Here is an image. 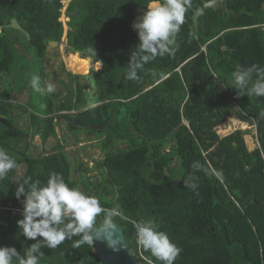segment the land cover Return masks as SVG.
Here are the masks:
<instances>
[{
  "label": "trees",
  "instance_id": "16d2710c",
  "mask_svg": "<svg viewBox=\"0 0 264 264\" xmlns=\"http://www.w3.org/2000/svg\"><path fill=\"white\" fill-rule=\"evenodd\" d=\"M204 1L208 0H189L171 51L145 63L137 70V79L129 80L128 63L139 44L131 25L152 0H72L68 11H79L78 15L66 13L71 19L67 51L101 63L99 71H92L96 97L84 102L80 93L73 92L70 101L59 106L45 91L35 97L31 94L28 111L15 112L11 93L22 89L19 83L7 82L15 42L22 38L43 67L49 43L62 42L64 4L63 0H0V81L4 86L0 148L18 165L0 180V247H14L22 257L36 242L23 237L17 226L23 218V197L16 198V185L31 178L43 186L49 174L56 172L69 187L123 214L124 219L118 215L114 224L121 227L128 247L142 264L161 262L136 243L134 224L140 220L154 221L181 249L174 264H264V122L257 120L261 147L254 151L248 150L243 138L242 132L249 128L239 130L237 124L227 122L224 138L216 129L233 110V119L247 123L237 118L241 107L264 113V105L258 104L264 95L250 88L252 80L260 79L258 74L247 71L245 87L237 85L233 76L238 69L244 70L242 59L257 67L264 65V31L260 28L264 0H229V14L204 9ZM194 10L200 12L198 29ZM13 19L29 37L10 27ZM234 27L244 29L225 32ZM94 48L96 56L90 51ZM72 79L77 82V75ZM225 84L229 90H222ZM87 105L90 108L75 116H53ZM22 113L28 114L27 130L19 125ZM58 117L96 126L83 127L91 135L105 133L101 147L105 157L96 163L102 180L92 179L91 170L78 158L80 177L72 178V166L61 145L55 147L60 151L50 155L29 153L28 129L32 137L39 135L46 143L57 134ZM81 128L68 123L71 132ZM126 140L131 143L129 148L111 150ZM196 162L201 165L199 170L193 167ZM22 165L26 172L16 180ZM189 177L195 189L186 186ZM101 222L98 217L97 225ZM78 239H66L48 257L46 247L42 248L39 264H101L94 244L73 246ZM18 259L12 264H18Z\"/></svg>",
  "mask_w": 264,
  "mask_h": 264
},
{
  "label": "clouds",
  "instance_id": "9594fccd",
  "mask_svg": "<svg viewBox=\"0 0 264 264\" xmlns=\"http://www.w3.org/2000/svg\"><path fill=\"white\" fill-rule=\"evenodd\" d=\"M188 6L189 0H152L149 3L140 22L133 25L134 31L138 34L139 44L130 57L127 79H137V70L145 63L171 51L170 46L175 43L176 34L184 23ZM202 50L205 51V47ZM90 51L96 56L95 48ZM247 71L251 72L245 69L244 65V70L238 69L233 73L237 85L247 86L249 77ZM38 80V77L35 78L32 85L37 91H42L37 86ZM54 91V86L49 84L47 92ZM251 91L257 95L264 94V90L256 88ZM260 102L263 104V101ZM258 141L257 128L253 141L256 146L253 150H248L254 151L261 147ZM17 167V162L6 150L0 148V180ZM193 167L199 170L201 165L196 162ZM185 184L187 187L196 188L195 183H190V177ZM15 196L18 200L23 197V218L17 221L20 233L27 240L36 242L25 250L22 257L14 247H0V264H12L14 258H19L18 264H39V258L44 255L42 248L54 249L66 239L77 236L80 239L73 242L74 247L93 245L101 239L110 248L116 249L120 246L121 241L114 226V219L118 215L124 219L123 214L118 209L103 207L97 197L87 195L77 187H69L62 174L50 173L43 186L40 181L25 179L16 185ZM98 217H102L99 225L96 223ZM134 227L138 246L149 251L161 264H174L181 249L171 241L166 232L160 231L152 220H140ZM106 232H110L111 236L102 235Z\"/></svg>",
  "mask_w": 264,
  "mask_h": 264
},
{
  "label": "rangeland",
  "instance_id": "374dc122",
  "mask_svg": "<svg viewBox=\"0 0 264 264\" xmlns=\"http://www.w3.org/2000/svg\"><path fill=\"white\" fill-rule=\"evenodd\" d=\"M71 1L72 0H63L64 8L62 9L60 20L62 21L64 26V35L62 38V42L58 44L57 47H50L49 43V48L47 49V53L43 59L44 67H42L41 61L36 56L35 51L24 44L22 38L18 42H15L16 47L14 60L11 66L10 78H8L9 80H7L8 84H12L13 86H17V84L15 83H19L22 89H20L21 91H13L11 93V103L15 107V112L26 110L28 111V108L30 106L27 105L28 101L30 100L29 98L32 95L35 97L37 95L39 96L40 93H43L45 91L47 92V87L43 86H48L49 84L53 85L55 88V91L50 94H52V98L59 106L70 101V94L73 92L75 94L80 93V96L82 97L84 102L88 101L90 98L96 97L92 71H99L102 67L101 63L94 62L91 57L83 59L80 54H72L67 51L69 49L67 32L70 30L68 23L71 19L68 17V15H66V8ZM21 43H23L24 46ZM42 68L44 72L43 80H41ZM73 75H77V82L75 83H73ZM37 77L39 78L37 86L42 89V91H37V88L32 85V81ZM3 87L1 86L0 81V93H2L4 89ZM96 105L97 104H94L93 106ZM88 108L90 107H88L87 105V107L85 106L81 110L75 108L73 110L65 111L67 112V114L61 111L59 113H55L53 116H59L62 114L75 116L78 111H85ZM241 110H243L242 107ZM233 111L230 115H228L226 120L222 121L220 125L218 124L216 126V129L219 132V135L222 136V138L228 136V133H224L227 130L225 126L227 122L232 121V125L237 124L239 130L243 129L245 131L249 128L247 123H241L240 121L233 119L235 113ZM38 114L42 117L41 113L38 112ZM56 122L57 134L56 136L51 137L46 143L42 141L39 135H35L34 137H32L33 131L31 129H28L29 131H31L28 136L29 153L32 156H38L40 154L50 155L57 151H60V149L56 150L55 147L61 145V150H63L64 153H67L69 163L72 166V178L78 179L80 177V172L77 171L78 165L75 161V158H78L85 163V166L88 167L87 169L91 170L89 176L92 179L102 180L99 169L96 168V163L103 160L105 157V153L101 150L103 141L106 138L105 133H103V136L101 137L97 135H91L89 133V130L83 127L77 130L78 132L74 133L68 129V123L60 120V118H57ZM19 123L23 130L26 129V127L30 123V121L28 120V114L22 113V118L19 119ZM236 130H234V132ZM242 133L246 147L249 150H253L256 146V144L253 143V141L255 140V132L253 128H249ZM172 144L173 142H171L170 145ZM21 145L22 147H24V143H22ZM130 146V141L126 140L123 142L115 143L114 147L111 150H124L129 148ZM25 172L26 166L22 165L21 167H19L16 175V180H19L25 174ZM80 185L81 184H79V186ZM52 253L53 252L51 249L47 247L45 248L44 254L46 257L50 256Z\"/></svg>",
  "mask_w": 264,
  "mask_h": 264
},
{
  "label": "water",
  "instance_id": "95a60500",
  "mask_svg": "<svg viewBox=\"0 0 264 264\" xmlns=\"http://www.w3.org/2000/svg\"><path fill=\"white\" fill-rule=\"evenodd\" d=\"M225 1L226 0L205 1L203 7L204 9H213L215 11L218 10V8H221L225 12L229 13L230 9L225 7ZM78 11L79 9H77L76 12L69 13V14L78 15ZM142 16L143 14L142 15L139 14L135 17L131 25L132 28L135 23L140 22V20L142 19ZM193 21L195 23V27L198 28L199 27V11L197 10H194ZM10 27L26 33V35L29 37V34L23 29L22 25L16 19H13L11 21ZM50 47H57V44L55 42H50ZM242 62L245 63L244 61ZM245 69L255 72L261 77H264V66L261 68H255L253 64L247 63L245 64ZM253 88L264 90V82L255 84ZM260 104H262V102H260ZM262 117L264 119V116ZM65 121L67 123L76 124V125L87 127V128L96 127L91 124H86V123L73 121V120H65ZM114 226L118 230L117 234L119 235L120 241H121L120 246L118 248L116 249L110 248L103 239L97 240L94 243L95 252L98 255L99 259L101 260V264H142L137 258V256L134 254V252L128 247L123 230L115 224ZM102 235L105 237H110L111 233L106 232V233H103Z\"/></svg>",
  "mask_w": 264,
  "mask_h": 264
},
{
  "label": "flooded vegetation",
  "instance_id": "af4514ba",
  "mask_svg": "<svg viewBox=\"0 0 264 264\" xmlns=\"http://www.w3.org/2000/svg\"><path fill=\"white\" fill-rule=\"evenodd\" d=\"M208 1H211V0H208ZM228 1L229 0H226L225 1V7L226 8H228V9H230L228 6H227V4H228ZM205 2V1H204ZM203 5H204V3H203ZM204 8V7H203ZM213 10V9H212ZM215 11V10H214ZM231 11V10H230ZM215 12H217V13H221V12H225L224 10H222L221 8H218V10H216ZM225 13H227V12H225ZM230 13V12H229ZM229 13H227V14H229ZM199 16H200V12H199ZM263 31H264V25H262L261 27H260ZM198 29V28H197ZM196 29V30H197ZM242 29H244L243 27H234V28H228V29H225V32L226 31H230V30H242ZM242 61H244L245 63H243ZM242 64H243V68H244V65L245 64H247V63H251V64H253L254 66H255V68H261V67H263V66H261V67H257L252 61H249V62H246L244 59H242L241 61H240ZM250 73H254V74H256L255 72H250ZM259 76V75H258ZM260 77V79H258V77H256L255 78V80H252L251 81V85H250V88L251 89H253V87H254V85L255 84H257V83H261V82H264V77H261V76H259ZM251 80V79H250ZM218 84H219V81H218ZM222 90H229V88L226 86V84H225V87H223V89ZM257 95V94H256ZM262 95H264V94H259L258 96H262ZM260 101H263V104L262 105H264V99L261 97V98H259V100H258V104L260 105ZM262 105H260V106H262ZM250 108H253L252 106H250ZM262 116H264V113L263 112H260L259 110H255V111H249V110H247V109H243L241 112H240V114L239 115H237V118H239V119H243L244 121H246L248 124H249V128H253V130H254V132L257 130V128H258V124H257V120H258V118L259 119H261L262 121H263V117ZM58 118H60V120H64L63 118H61V117H58ZM57 120V119H56ZM57 123V122H56ZM259 130V129H258ZM259 143H260V141H259Z\"/></svg>",
  "mask_w": 264,
  "mask_h": 264
},
{
  "label": "bare ground",
  "instance_id": "6f19581e",
  "mask_svg": "<svg viewBox=\"0 0 264 264\" xmlns=\"http://www.w3.org/2000/svg\"><path fill=\"white\" fill-rule=\"evenodd\" d=\"M68 6H69V5H68ZM68 6H67V8H66V13H71V12L68 11ZM77 9H79V8H77ZM55 43H56V42H55ZM56 44H57V43H56ZM57 45H58V44H57ZM63 112H64V111H63ZM63 112H62V113H63ZM65 113H67V112H65ZM65 120H70V119H64L63 121L66 122ZM73 121H74V120H73ZM78 122H79V121H78ZM66 123H67V122H66ZM97 256H98V255H97Z\"/></svg>",
  "mask_w": 264,
  "mask_h": 264
}]
</instances>
